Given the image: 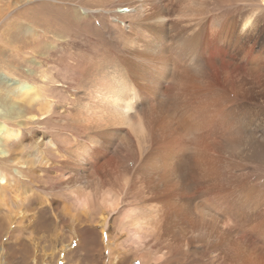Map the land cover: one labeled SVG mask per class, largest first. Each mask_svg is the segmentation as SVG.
Masks as SVG:
<instances>
[{"label":"bare ground","instance_id":"6f19581e","mask_svg":"<svg viewBox=\"0 0 264 264\" xmlns=\"http://www.w3.org/2000/svg\"><path fill=\"white\" fill-rule=\"evenodd\" d=\"M18 2L0 0V21H8L4 26L13 34L11 41H20L14 38L20 32L31 33L19 25L27 18L14 7ZM119 4L113 19L126 18L121 25L131 48L123 59L122 74L95 63L91 69L101 75L89 78L90 68L84 69L78 84L84 99L69 115L68 132L60 139L57 133L51 136L59 142L46 141L51 157L62 159L63 173L58 172L64 188L75 195L86 215H66L65 226L82 227L99 216L103 228L117 225L126 235H148L173 262L197 247L211 261L264 264V175L260 174L264 161L259 158L264 152V80L255 79L264 73V21L257 13L262 7L252 0H120ZM68 38L66 48L72 50ZM24 48L13 49V57H20ZM61 50L45 45L43 66L56 64ZM56 76L47 78V91L57 88L51 85ZM15 90L11 104L17 101L16 110L9 106L5 111L35 119L37 110L28 108L33 100H27L32 88ZM242 98L248 99L247 106L236 104ZM47 113L45 109L40 115ZM0 119V134H10L5 129L7 119ZM6 153L0 148V174L3 170L8 174L16 163ZM97 156L103 157L102 162L93 166ZM35 177L20 183H43L39 175ZM0 182V190L7 192L1 187L8 183L6 177L2 175ZM126 205L128 211L116 217ZM7 219L12 218L7 214ZM32 220L33 234L55 233L56 223ZM7 234L13 245L22 242L23 246H14L16 251L6 248V259L19 255L23 262L37 252L31 254L22 235ZM114 243L118 250L112 247L110 264L120 262L123 255ZM144 256L139 254L136 261L149 264Z\"/></svg>","mask_w":264,"mask_h":264},{"label":"rangeland","instance_id":"374dc122","mask_svg":"<svg viewBox=\"0 0 264 264\" xmlns=\"http://www.w3.org/2000/svg\"><path fill=\"white\" fill-rule=\"evenodd\" d=\"M18 1L20 2L14 7L22 9L27 18L26 20H20L19 25L24 31L26 29V31H30L31 33L24 34L20 32L14 37L20 38V41H11L13 34L4 26L8 21L5 19L0 21V116L7 119L5 129L11 134H0L2 135L0 136V148L7 151L6 155L11 156L12 159L14 158V163L16 162V166L11 165L12 170L8 174H5L7 171L4 172V170L0 174V177L2 175L5 176L6 183L8 182L3 186L1 185L7 192L4 193L3 190H0V211L3 212H0V225L2 224L0 233L2 234L0 235V238H2L0 239V249H2L0 251V264H110L112 247H114V250H118L114 243L115 240L120 245L119 248L123 250L121 251L123 255H119V257H122H120V262L115 259L113 261L116 262L113 264H139V260L136 261L137 258H135L139 254L145 255L144 257L147 262L149 261V264H223L220 260L211 261L210 255L202 248L197 247L190 248V253L186 258L181 260L174 259L175 262H173L171 260L173 258L166 257L161 244L156 246L151 237L141 234L143 232L141 226L143 225L138 226L140 229L137 228L139 234H141L138 238L133 233H131L134 235L133 237L131 234L126 235L124 232L122 233V230L117 228V225H114L113 228L110 225V230L109 228H103L101 226L102 217L99 216H96L91 224L87 223L82 227L76 228L74 226L71 228V226H65L62 218L66 215H78V213L82 217L86 215L81 213L79 209L81 203L74 201L75 195L67 192L66 188H64L62 177L59 175L63 173V170L60 169L62 159H53L51 157L48 153L47 148L49 147L46 141L52 138V141L59 142L60 140L57 139L63 138L64 134L68 132L69 115L77 110V106L84 99V90L78 84L85 70L90 68L87 72L89 78L92 76L98 78L101 75L100 73L98 74L99 71L94 72L91 69L92 64L98 63L103 70L108 71L110 68V71L115 70L116 74H122V64L125 61L123 59H125V55L131 52V48L129 49V46L126 44V30L122 29L126 18L119 15L117 20L113 19L114 15L118 14L119 8H121V4H119L120 0ZM6 2L8 1H3V3ZM252 2L260 4L262 7V11L260 9L257 13L262 14V20L264 21V2L262 0H252ZM14 12L16 10L12 13ZM8 14L11 13L8 12ZM65 30L68 32L66 33ZM131 31L134 32L132 29ZM135 32H137L136 29ZM67 34L71 36L70 40L74 46H72L73 51L66 48L65 43L69 41ZM44 38H46V42H44L45 40L42 41ZM45 45H48V47L56 46L62 49L60 54L61 60L59 59L56 64L49 63L43 66V56L41 55L44 52ZM76 45L77 47H75ZM21 46L25 48L21 50L20 57H13L11 53L13 49ZM62 55H65V58ZM16 66L18 70L14 68ZM54 73L58 77L56 76L57 79H54L56 82L51 85L58 86L56 89L47 91V78ZM255 79L257 81L264 80V73L260 72L256 74ZM22 86L32 88V91L28 92L27 100H33V103L28 108H35L37 110L34 113L35 119L33 120L28 118V115L24 113V117H20V115L10 114L8 111H5L9 106H13L16 110L15 103L17 101L14 104H11V102L16 95L15 89ZM256 91H259V89ZM13 92L15 94H12ZM35 94L37 96L36 99H34ZM247 102L248 99L242 98L236 104H241L243 107L247 106ZM35 104L38 106H34ZM22 106L23 104L20 105V108ZM45 109L48 110V113L45 116L40 115L41 112H45ZM41 117L49 119L46 122L45 120L41 122L42 120H38ZM0 122L3 121L0 119ZM16 130L20 132L18 133L19 135L13 133ZM54 134L57 139L51 137ZM223 135L221 137L222 140L228 135V132L223 133ZM13 144L16 145L11 147ZM9 148H12L11 153L8 151ZM259 158L261 161H264V152L259 155ZM102 159V156L94 157L92 159L93 166L102 162ZM42 168L47 170H42ZM15 169L17 171L20 170V174ZM263 172L264 170L260 174L264 175ZM36 175H39V180L44 184L21 185L20 181H29L31 176H34L35 180ZM55 175L57 179H55ZM41 185L43 188H39ZM126 202L129 201L126 200ZM128 209L129 206L126 205L118 212V216L116 217H122ZM7 214L13 219L9 220L10 223L8 222ZM24 216H28V218H24ZM38 218L41 220H38ZM31 219L41 222L45 221V223H56L55 233L33 234L30 229V225L32 224L30 222ZM74 222H76L75 219L72 221L67 220L66 224L70 225ZM9 224H11L10 229ZM79 231H82V233ZM7 232L11 233V235H22L21 237L25 239L24 242H26L31 254L37 252L28 256L27 259L24 258L23 262H21L22 259H20L19 255L14 257V259H6V248H13L15 246L19 249L23 246L22 242L13 245V239L8 240L9 234ZM16 248H13V250L16 251ZM75 248L78 249L76 255H66L67 251L70 252V250ZM114 256L115 254H113Z\"/></svg>","mask_w":264,"mask_h":264}]
</instances>
